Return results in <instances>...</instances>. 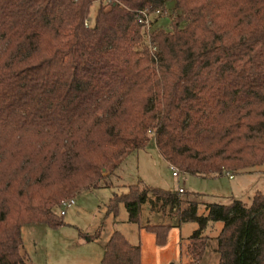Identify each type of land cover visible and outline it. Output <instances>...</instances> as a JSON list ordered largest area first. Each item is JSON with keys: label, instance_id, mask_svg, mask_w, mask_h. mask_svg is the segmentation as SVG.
Segmentation results:
<instances>
[{"label": "trees", "instance_id": "16d2710c", "mask_svg": "<svg viewBox=\"0 0 264 264\" xmlns=\"http://www.w3.org/2000/svg\"><path fill=\"white\" fill-rule=\"evenodd\" d=\"M169 2L170 27L150 30V50L136 12ZM149 138L183 173L264 163V0H0V264H29L21 225L59 226L62 199L116 185L117 165ZM122 185L105 213L122 202L156 244L170 224L140 223L148 195L153 216L197 223L188 264L209 221L221 222L215 264H264V193L199 214L177 189ZM98 264H141L139 246L113 230Z\"/></svg>", "mask_w": 264, "mask_h": 264}, {"label": "rangeland", "instance_id": "374dc122", "mask_svg": "<svg viewBox=\"0 0 264 264\" xmlns=\"http://www.w3.org/2000/svg\"><path fill=\"white\" fill-rule=\"evenodd\" d=\"M97 2L89 9L88 20L95 13ZM175 11L171 2L167 3L163 12L153 14L152 28H169V20ZM228 179L223 175L210 177L180 172L178 178L171 176L170 169L149 138L143 148L127 154L115 168L111 180L116 185L83 189L73 196L74 202L65 208L61 215L62 223L56 227L43 224L25 223L20 227L22 248L29 264H98L102 256L101 244L109 231L118 229L131 242H141L143 251L152 252L153 261L164 264H188L189 256L184 252L186 238L196 228L195 221H181L179 225L172 222L174 216H153L149 208L150 195L142 203L139 213L140 223L150 216V222L170 224L163 246L153 243L152 235L137 231L135 222L127 220V211L120 202L117 204L115 216H105L106 203L113 192L125 189L122 184L143 182L151 186L176 190L181 186L187 198L198 203L197 213L204 212V204L208 202L228 203L231 199H240L250 203L255 191L264 193V163L247 171L235 172ZM58 212V209H57ZM220 221H209L202 233L207 235L208 244L199 261L193 264H215L216 252L213 249L214 236L220 228ZM99 229V235L86 240ZM148 236V237H147ZM154 250L160 253L154 255ZM156 264V263H153Z\"/></svg>", "mask_w": 264, "mask_h": 264}, {"label": "built area", "instance_id": "2783aa9c", "mask_svg": "<svg viewBox=\"0 0 264 264\" xmlns=\"http://www.w3.org/2000/svg\"><path fill=\"white\" fill-rule=\"evenodd\" d=\"M106 4L109 3L111 0H103ZM160 13L159 10H153V11H147L145 9H140L136 12V20L141 24V28L145 33V37L148 42V46L150 50H154V46L152 45L150 41V30L152 26V15H158ZM88 20L85 19L84 23L87 24ZM168 168L170 169L171 176L178 178L179 173L181 172L176 166L172 164H167ZM225 175L228 177L232 176V172L229 170H223L222 171ZM183 188L181 186L177 187V192L179 194L183 193ZM74 202L73 197L64 198L60 201L58 205V213L62 215L64 213V210L66 207L70 206Z\"/></svg>", "mask_w": 264, "mask_h": 264}, {"label": "crops", "instance_id": "0c3cea01", "mask_svg": "<svg viewBox=\"0 0 264 264\" xmlns=\"http://www.w3.org/2000/svg\"><path fill=\"white\" fill-rule=\"evenodd\" d=\"M166 164H167V162H166ZM233 174V173H232ZM219 175H223V176H225V177H227L228 179H231L232 177H233V175L231 176V177H228L227 175H225L223 172H221L220 174H218V175H212V176H210V177H215V176H219ZM208 176V175H207ZM125 184H127V183H125ZM184 192V191H183ZM120 203V202H119ZM108 214H111V213H105V216L106 215H108ZM113 216H115V215H113ZM130 222V221H129ZM215 222V221H214ZM133 223V222H132ZM135 225H136V229H137V231H141V233H145V235H148L147 233H150L151 235H152V240H153V243H154V245H156V246H163L164 245V243H165V241H166V237H165V241H164V243H162V244H156L155 242H154V234L152 233V232H150V231H148V230H146V229H144L143 227H141L138 223H136L135 222ZM197 226V225H196ZM220 227H221V225H220ZM169 228H171V227H169ZM169 228H168V230H169ZM220 229V228H219ZM218 229V230H219ZM113 230H118V229H112L111 231H109V233H108V235H107V237H106V239L108 238V236L110 235V233L113 231ZM168 230H167V233H168ZM119 231V230H118ZM120 232V231H119ZM218 232V231H217ZM122 233V232H121ZM167 233H166V236H167ZM123 234V233H122ZM217 234V233H216ZM125 237V236H124ZM148 237V236H147ZM126 238V237H125ZM91 238H89L88 236H87V238H86V240H90ZM106 239H105V241H106ZM127 239V238H126ZM128 240V239H127ZM104 241V242H105ZM130 243H132V244H137L138 246H139V252H140V263L141 264H153V263H156V264H164V263H161L162 261H153L152 259H151V255H152V252L150 251V254L148 253V252H145L144 253V251H143V247H142V244H141V242L140 241H136V242H131L130 240H128ZM103 242V243H104ZM103 243L101 244V248H102V251H103ZM213 250V249H212ZM156 253H160V252H157L156 250H154V255L156 254ZM161 254V253H160ZM204 254V253H203ZM217 254V253H216ZM201 259V258H200ZM199 259V260H200ZM216 259H217V256H216ZM198 260V261H199ZM217 262V261H216ZM171 264V263H170Z\"/></svg>", "mask_w": 264, "mask_h": 264}]
</instances>
